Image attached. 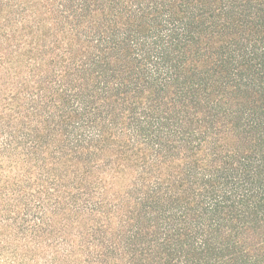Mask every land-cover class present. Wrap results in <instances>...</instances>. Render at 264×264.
<instances>
[{
    "label": "trees",
    "instance_id": "1",
    "mask_svg": "<svg viewBox=\"0 0 264 264\" xmlns=\"http://www.w3.org/2000/svg\"><path fill=\"white\" fill-rule=\"evenodd\" d=\"M0 264H264V0H0Z\"/></svg>",
    "mask_w": 264,
    "mask_h": 264
}]
</instances>
